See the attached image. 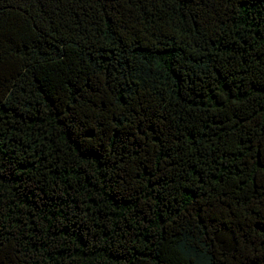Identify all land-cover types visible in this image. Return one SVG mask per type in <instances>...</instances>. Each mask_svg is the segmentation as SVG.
<instances>
[{"label": "trees", "instance_id": "trees-1", "mask_svg": "<svg viewBox=\"0 0 264 264\" xmlns=\"http://www.w3.org/2000/svg\"><path fill=\"white\" fill-rule=\"evenodd\" d=\"M0 264H264V0H0Z\"/></svg>", "mask_w": 264, "mask_h": 264}]
</instances>
